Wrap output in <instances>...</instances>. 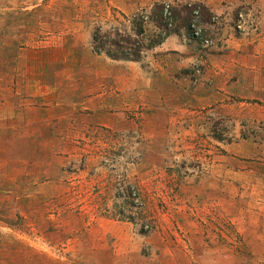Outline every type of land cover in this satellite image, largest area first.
Returning <instances> with one entry per match:
<instances>
[{"label": "rangeland", "instance_id": "1", "mask_svg": "<svg viewBox=\"0 0 264 264\" xmlns=\"http://www.w3.org/2000/svg\"><path fill=\"white\" fill-rule=\"evenodd\" d=\"M0 264H264V0H0Z\"/></svg>", "mask_w": 264, "mask_h": 264}, {"label": "trees", "instance_id": "2", "mask_svg": "<svg viewBox=\"0 0 264 264\" xmlns=\"http://www.w3.org/2000/svg\"><path fill=\"white\" fill-rule=\"evenodd\" d=\"M196 5L187 3L181 5V8H175L163 2L154 3L148 13L142 11L132 16L130 29L135 36L121 35L116 30L106 32L97 25L92 32V48L95 52H104L112 59L139 60L144 50L161 44L172 31L178 33L180 29H185L189 38L192 35L198 37L199 31L192 27L194 12H199ZM200 16L202 21L207 19L205 8L200 11ZM148 20L155 24L157 31L144 44L140 38L144 35V25ZM169 26H173L174 29H170Z\"/></svg>", "mask_w": 264, "mask_h": 264}, {"label": "crops", "instance_id": "3", "mask_svg": "<svg viewBox=\"0 0 264 264\" xmlns=\"http://www.w3.org/2000/svg\"><path fill=\"white\" fill-rule=\"evenodd\" d=\"M168 37H169V36H167L166 39H165V41H163L161 44H159V46H160V45H164V43H166Z\"/></svg>", "mask_w": 264, "mask_h": 264}]
</instances>
